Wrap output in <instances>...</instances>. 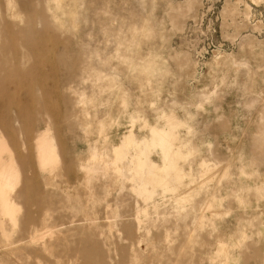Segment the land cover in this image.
<instances>
[{
    "label": "rangeland",
    "instance_id": "obj_1",
    "mask_svg": "<svg viewBox=\"0 0 264 264\" xmlns=\"http://www.w3.org/2000/svg\"><path fill=\"white\" fill-rule=\"evenodd\" d=\"M0 157V264H264V0H0Z\"/></svg>",
    "mask_w": 264,
    "mask_h": 264
},
{
    "label": "bare ground",
    "instance_id": "obj_2",
    "mask_svg": "<svg viewBox=\"0 0 264 264\" xmlns=\"http://www.w3.org/2000/svg\"><path fill=\"white\" fill-rule=\"evenodd\" d=\"M168 122V121H167ZM180 123V122H179ZM169 124V123H168ZM169 126V125H168ZM175 124L174 125H171V127L169 128H157V127H153L152 129H151V134H152V138L150 139V140H144L143 142H144V144H152V145H158V147H160V148H162V149H169V147L171 146V145H169V144H171V138H172V133H173V129L175 128ZM127 137V136H126ZM128 141V140H127ZM181 144V143H180ZM132 145H133V142H132ZM151 148H152V146H151ZM154 148V147H153ZM175 149V148H174ZM181 149V148H180ZM166 151H168V150H166ZM174 152V151H173ZM176 152V151H175ZM174 152V153H175ZM178 152V151H177ZM143 153V152H142ZM174 153H173V155H174ZM145 154V153H144ZM141 155V154H140ZM162 155V154H161ZM172 155V154H171ZM178 155V154H177ZM170 156V155H169ZM176 156V155H175ZM179 156V155H178ZM186 156V155H185ZM171 157V156H170ZM180 157V156H179ZM1 158V157H0ZM178 158V157H177ZM173 160H174V157H173ZM264 160V159H263ZM4 161V160H3ZM2 161V159L0 160V169H3V168H6L7 166H8V163L6 164V162L4 163ZM9 162V161H8ZM202 163V162H201ZM11 165V164H10ZM178 166V165H177ZM206 166V165H205ZM154 167H156V166H154ZM154 167L152 166V170H150V171H152V173L153 174H155V176L157 177L156 178V180H155V183H156V185H158L159 187H161L162 189H163V191L164 192H167V191H169V192H174V196L176 197V198H178V199H183V196H182V193L181 194H179L178 192H176V189L177 188H182V186H184V185H182L183 184V182H185V180H181V178L184 176L183 175V172L181 171V175H180V178L179 177H177L176 178V180L178 179V181H175L174 180V178H172V179H169L168 178V173H167V168L169 169H171V170H173V171H179L178 169H177V167H176V164L174 163V162H172V161H170L169 159H168V155L167 154H164V164H163V166L162 167H160V168H156V169H154ZM207 167V166H206ZM179 168H181V167H179ZM8 169V168H7ZM6 169V170H7ZM181 170V169H180ZM1 172V171H0ZM4 172V171H3ZM179 174H180V171H179ZM191 174V173H190ZM193 174V173H192ZM202 175V174H201ZM185 177V176H184ZM192 181V180H191ZM190 181V182H191ZM180 183V184H179ZM144 184V183H143ZM177 184H179V185H177ZM182 185V186H181ZM155 186V185H154ZM188 187V186H187ZM151 188H153V187H151ZM144 189V188H143ZM146 190V189H145ZM145 190H142V191H145ZM158 190V189H157ZM183 190V189H182ZM141 191V192H142ZM154 192V191H153ZM186 192H188V191H186ZM147 193V192H146ZM145 193V194H146ZM185 193V192H184ZM175 199V198H174ZM178 202V201H177ZM180 203H182V201H179ZM209 209V208H208ZM211 209V208H210ZM218 211V210H217ZM225 245V244H224ZM222 247V246H221ZM220 247V250H225V248H221ZM219 251V250H218ZM228 254V253H227ZM218 256V255H217ZM216 261V260H215Z\"/></svg>",
    "mask_w": 264,
    "mask_h": 264
}]
</instances>
